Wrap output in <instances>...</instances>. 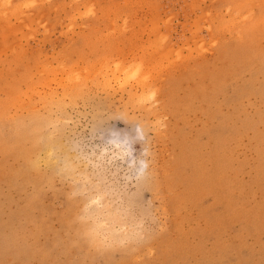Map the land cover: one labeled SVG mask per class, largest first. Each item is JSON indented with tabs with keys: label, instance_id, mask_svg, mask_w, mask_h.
I'll use <instances>...</instances> for the list:
<instances>
[{
	"label": "rangeland",
	"instance_id": "obj_1",
	"mask_svg": "<svg viewBox=\"0 0 264 264\" xmlns=\"http://www.w3.org/2000/svg\"><path fill=\"white\" fill-rule=\"evenodd\" d=\"M0 264H264V0H0Z\"/></svg>",
	"mask_w": 264,
	"mask_h": 264
},
{
	"label": "bare ground",
	"instance_id": "obj_2",
	"mask_svg": "<svg viewBox=\"0 0 264 264\" xmlns=\"http://www.w3.org/2000/svg\"><path fill=\"white\" fill-rule=\"evenodd\" d=\"M114 139H115V142H117V143H118V142H119V143H120V142H124V143L126 142V143L128 144L126 138L119 137V138H114ZM119 145H120V144H119ZM120 146H121V145H120Z\"/></svg>",
	"mask_w": 264,
	"mask_h": 264
}]
</instances>
